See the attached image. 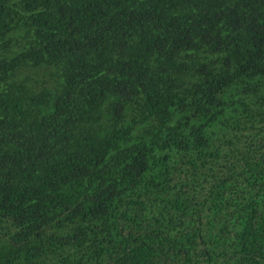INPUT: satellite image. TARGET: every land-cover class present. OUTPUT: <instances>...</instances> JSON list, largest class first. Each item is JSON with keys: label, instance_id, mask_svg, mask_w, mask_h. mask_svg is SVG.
Instances as JSON below:
<instances>
[{"label": "trees", "instance_id": "16d2710c", "mask_svg": "<svg viewBox=\"0 0 264 264\" xmlns=\"http://www.w3.org/2000/svg\"><path fill=\"white\" fill-rule=\"evenodd\" d=\"M0 264H264V0H0Z\"/></svg>", "mask_w": 264, "mask_h": 264}]
</instances>
